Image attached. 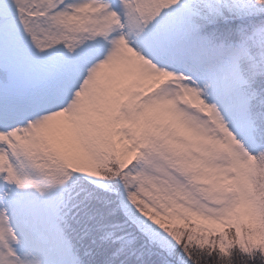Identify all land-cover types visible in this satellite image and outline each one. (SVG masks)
<instances>
[{
    "label": "snow or ice",
    "instance_id": "1",
    "mask_svg": "<svg viewBox=\"0 0 264 264\" xmlns=\"http://www.w3.org/2000/svg\"><path fill=\"white\" fill-rule=\"evenodd\" d=\"M0 264H264V0H0Z\"/></svg>",
    "mask_w": 264,
    "mask_h": 264
}]
</instances>
